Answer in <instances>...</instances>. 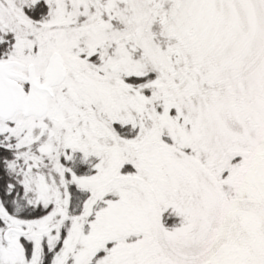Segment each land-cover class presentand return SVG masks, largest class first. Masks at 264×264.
<instances>
[{
	"label": "snow or ice",
	"instance_id": "snow-or-ice-1",
	"mask_svg": "<svg viewBox=\"0 0 264 264\" xmlns=\"http://www.w3.org/2000/svg\"><path fill=\"white\" fill-rule=\"evenodd\" d=\"M0 264H264V0H0Z\"/></svg>",
	"mask_w": 264,
	"mask_h": 264
}]
</instances>
